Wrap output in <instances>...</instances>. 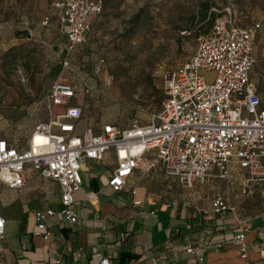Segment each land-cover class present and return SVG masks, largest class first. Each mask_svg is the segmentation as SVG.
I'll return each instance as SVG.
<instances>
[{
    "label": "built area",
    "instance_id": "built-area-1",
    "mask_svg": "<svg viewBox=\"0 0 264 264\" xmlns=\"http://www.w3.org/2000/svg\"><path fill=\"white\" fill-rule=\"evenodd\" d=\"M52 9V17H44L40 24L63 36L60 64L69 67L74 49L89 40L92 21L102 14L104 1L54 0ZM259 27V23L237 24L229 9L217 17L211 29L198 37L193 54L166 72L164 98L144 124L134 121L121 128L108 121L97 129L82 125L84 102L93 97V84L86 78L76 84L53 81L44 97L46 118L33 125L24 142L0 138V189H23L29 172L58 186L57 209L45 206L32 211V234L48 240V221L56 215L67 224L77 223L73 194L83 184V165L87 160L102 161L108 151L115 160L107 181L113 191H120L146 154L153 152L182 188L192 190L209 179L235 181L241 196L251 198L259 191L264 199V101L250 78ZM101 68L103 60L96 62L94 72ZM178 205L182 210L193 208L203 220L231 214L238 227L230 240L238 249L236 264H249L246 236L250 226L241 220L244 207L237 208L223 193L212 197L209 208L189 199L180 204L173 200L168 206ZM5 230L0 207V258ZM256 233L264 264V228ZM184 251L203 260L198 246L188 244ZM94 264L111 262L102 257Z\"/></svg>",
    "mask_w": 264,
    "mask_h": 264
},
{
    "label": "rangeland",
    "instance_id": "rangeland-1",
    "mask_svg": "<svg viewBox=\"0 0 264 264\" xmlns=\"http://www.w3.org/2000/svg\"><path fill=\"white\" fill-rule=\"evenodd\" d=\"M53 1L0 0L2 139L24 142L33 125L46 118L44 97L54 80L76 84L86 78L93 84V97L84 102L82 125L91 122L98 127L113 121L123 128L134 121L147 123L162 98L166 72L184 63L203 35L206 20L193 22V17L205 5L215 19L229 9L239 25L259 23L250 78L264 101V0H103L104 10L89 40L74 49L69 67H62L56 77L50 70L64 56L60 53L64 38L56 29L40 24L44 17H52ZM51 23L55 27L53 18ZM99 60H103V68L95 73ZM89 165L86 178L92 175ZM222 183L218 188V179L209 181V192L225 193L230 202L240 186L235 181ZM4 196L0 189V197ZM241 197L264 205L259 191L251 198ZM260 212L255 223L264 228V209Z\"/></svg>",
    "mask_w": 264,
    "mask_h": 264
},
{
    "label": "crops",
    "instance_id": "crops-1",
    "mask_svg": "<svg viewBox=\"0 0 264 264\" xmlns=\"http://www.w3.org/2000/svg\"><path fill=\"white\" fill-rule=\"evenodd\" d=\"M97 17L92 21V31ZM88 163L92 175L86 178ZM114 165L112 151L106 152L102 161L84 163L83 184L86 181L87 188L82 189V184L73 194L78 221L67 224L59 215L49 219L51 236L46 241L32 234L35 229L32 211L45 206L57 209L58 186L29 172L23 189L1 188L5 193L0 197V207L6 230L0 264H53L56 259L60 264H94L102 257L111 264H236L238 249L230 240L238 227L231 214L210 215L203 220L193 208L168 206L173 200L180 204L189 199L209 208L217 191L209 192L212 188L209 181L215 179L186 192L175 176L166 173L154 153L149 152L127 184L120 191H113L107 181ZM222 186V180H218V188ZM101 193L105 194L100 196ZM230 202L237 208H245L241 220L250 226L246 236L249 264H263L256 233L261 226L255 222L264 205L254 203L253 199L246 201L240 191L234 193ZM188 244L200 248L201 262L184 251Z\"/></svg>",
    "mask_w": 264,
    "mask_h": 264
},
{
    "label": "trees",
    "instance_id": "trees-1",
    "mask_svg": "<svg viewBox=\"0 0 264 264\" xmlns=\"http://www.w3.org/2000/svg\"><path fill=\"white\" fill-rule=\"evenodd\" d=\"M208 10H209V6L205 5L204 7L201 8L200 12L198 15H196L195 17H193V22H203L204 20H206L207 23H205V29L203 31V34H206L212 27L214 21H215V14L212 13V12H209L208 13ZM190 34V32H188ZM61 68H62V65L61 64H56L51 70H50V73L56 77L58 76V74L60 73L61 71ZM55 81V80H54ZM52 84V83H51ZM51 86V85H50ZM159 98H161V95H159ZM164 98V92H163V95H162V98L159 99V103H158V108H159V105H160V102L161 100ZM157 108V109H158ZM95 127V125H93ZM95 129H97V127H95Z\"/></svg>",
    "mask_w": 264,
    "mask_h": 264
}]
</instances>
